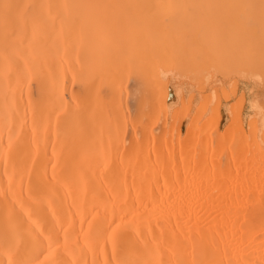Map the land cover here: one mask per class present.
<instances>
[{
  "label": "bare ground",
  "instance_id": "bare-ground-1",
  "mask_svg": "<svg viewBox=\"0 0 264 264\" xmlns=\"http://www.w3.org/2000/svg\"><path fill=\"white\" fill-rule=\"evenodd\" d=\"M260 6L264 0H0V264H264V185L245 193L249 204L237 214L240 199H228L239 207L230 208L212 198L222 188L209 181L205 158L231 140L238 150L257 146L240 132L244 93L229 107L238 121L229 139L217 135L218 99L198 134L196 110L204 114L216 99L202 93L192 115L191 97L172 82L198 80L203 89L211 68L247 75L260 55L249 47L264 44ZM233 37L236 50L213 49ZM202 122L220 140L207 134L208 146L220 144L213 157ZM193 146L205 170L194 166L197 155L190 159L199 171L189 168L214 190L179 185L178 170L188 174L179 159Z\"/></svg>",
  "mask_w": 264,
  "mask_h": 264
},
{
  "label": "rangeland",
  "instance_id": "rangeland-1",
  "mask_svg": "<svg viewBox=\"0 0 264 264\" xmlns=\"http://www.w3.org/2000/svg\"><path fill=\"white\" fill-rule=\"evenodd\" d=\"M259 8V7H258ZM260 8H261V6H260ZM263 8V10H264V7H262ZM262 8L260 9V11H262ZM250 10H252V9H250ZM250 10H249V13H247L246 14V16H248L249 14H251L250 13ZM254 10H255V12L254 13H256V11L258 12V13H261L259 10H257L256 8H254ZM252 12H253V10H252ZM262 12H264V11H262ZM254 13H253V16H254ZM250 16V15H249ZM252 16V17H253ZM256 16V15H255ZM260 14H259V18H260ZM262 16H264V15H262ZM249 18H251V17H249ZM248 18V21H247V23L248 24H250L249 22L251 21V19H249ZM254 18V22L256 21V22H258V25L260 24L261 25V21L259 22V21H257V20H255L256 18L255 17H253ZM264 18V17H263ZM261 19H262V17H261ZM244 20H245V18H244ZM263 20V19H262ZM252 22H253V20H252ZM264 23V22H263ZM259 25V26H260ZM258 27V26H257ZM262 27V26H261ZM260 27V28H261ZM259 28V29H260ZM257 30H258V28H257ZM262 31H263V29H261ZM261 31V32H262ZM254 32H256V31H254ZM253 33V32H252ZM263 33V32H262ZM255 34V36H253ZM259 34H261L260 32H259V30L257 31V37H256V33H253V37L252 36H250V37H248L249 39L248 40H250V38H251V40L253 39V40H255L254 38L256 37V38H258V39H260V36H262V35H260L259 36ZM259 36V37H258ZM264 36V35H263ZM234 38V37H233ZM264 38V37H263ZM233 40V41H232ZM232 40H230V41H228L229 42V44H228V42H225L224 43V46H222V45H213V49H216V48H222V49H228V50H236L237 49V44H236V41H235V38L234 39H232ZM222 41V39H220V43H222L221 42ZM235 41V42H234ZM257 41V40H256ZM259 41V40H258ZM257 41V42H258ZM264 41V40H263ZM233 43V44H231V43ZM251 43H250V46H252L251 44H252V42H255V41H250ZM228 44V48H227V44ZM248 43V42H247ZM256 43V42H255ZM255 43H253V44H255ZM258 43H262L263 44V42H262V39H261V42L259 41ZM214 44H215V42H214ZM217 44H218V42H217ZM230 44H231V46H230ZM249 44V43H248ZM262 44H258L257 45V43L255 44L256 45V47H259V49L258 48H256L255 47V50L256 49H258V50H260L261 51V49L262 48H264V47H262L263 45ZM254 45V46H255ZM260 45V46H259ZM190 47H192V46H190ZM234 47V48H233ZM245 47V46H244ZM243 47V48H244ZM248 47V46H247ZM253 47V46H252ZM252 47H249V48H251L252 50V52H257V53H260V55H257V53H255L256 55H257V58L259 59V60H256L257 58L255 57V60L256 61H254L255 63H253V61L252 60H250V61H252V62H249L248 63V72L249 73H251L252 72V75L251 74H249V73H246L247 75H245V76H243V75H240V72L237 70V68H239V67H236V69H234L235 67H232L231 69H229V68H227L226 70H223V71H219V70H217V69H213V68H211V69H208V70H206V71H204L205 73H206V75H205V73H203L202 75H203V77H202V80L204 79V81H202V83L201 84H203V89L201 88L202 86H200V88H199V86H197L198 85V82H200V81H196L195 83L194 82H192V81H189V80H183V81H181V82H178V81H172V82H174L175 84H176V87H177V89L179 88L180 90H181V94H183V97H184V99L186 100L187 98H190L191 97V99H192V103H191V105H190V109H192L191 110V113H192V115H193V111L196 109V106H199V107H201L200 105H199V103H200V101H201V94L203 93H209L210 94V97H212V99L214 100V99H218V102H219V108H220V116H221V125L219 126V130H218V132L217 133H219V134H217L218 135V137H219V135H220V133H223L224 134V137H227V138H229V139H231L232 138V136L234 135V131L235 130H233V129H235L236 128V123L238 122V121H236V122H231V118H233V117H231V116H233L232 114H230L229 112L231 111H229V107H231L230 105H232V104H234V103H236V102H239V106H240V101H241V99H239L240 98V96H241V93H244V100L241 102V106L240 107H236V109H238L239 108V113H238V115L237 116H240V120H241V123H240V127L242 128V130L243 131H241L240 130V132H242V134L244 133V135H245V137L247 138V139H249V137H250V135H251V140H253V142H255L256 141V145L258 146H252V144L250 145V144H247V143H250V142H247V140H246V142L247 143H245V140L243 139H241V141L246 145H249L250 147H251V149L250 150H248V149H244V148H247V147H241L239 150H238V148L237 147H234V145L235 144H238V143H234V142H232V140L230 141V143H229V145L228 144H226V146L228 145L229 146V148H228V150H226L225 151V149H226V146L224 145V147H222L223 145H221V147L219 146L220 144L218 143V145L216 144V145H214L213 146V142H216L217 143V141L216 140H218V141H220L219 139H218V137H217V135L215 134V136H216V140L214 139L213 141H212V139H213V136H214V132H216V130L211 134L210 132H212L213 131V128H211V130L212 131H210L209 130V126H208V132L209 133H207V132H205L206 131V127H207V124L209 125V123H207V124H204V122H202L203 123V125H201V126H204L205 127V129H204V127H203V129H201L200 131H204L203 133H205L206 134V136L207 137H205L203 134V138H207V139H204V140H206V142H207V146L209 145L208 143V141L207 140H209V138L210 137H212V139H210L211 141V143H212V145H210V146H212L213 148H211L210 149V151H209V149H207V148H209L210 146H208V147H206L205 148V145L203 146V143L201 144L202 146H201V148L203 147V149L205 148L206 150H204V152L207 154V153H210L211 154V157H213L214 156V154H212L213 152H212V149H213V151L215 150L214 148L217 146V147H220V148H225L224 149V152H221V151H219L220 150V148H219V150H217V148H216V150H217V155L215 154V156L213 157V159L212 158H210V156H209V160H208V156H206V154H205V158H207V161H206V164L209 166L210 164H211V167H212V169H213V173H215V174H213L212 173V169H211V167H210V169H207L208 168V166H207V170L208 171H211V173L210 174H212V175H214L215 177L217 176V180H216V178H211V176H210V174L208 173V175L210 176V177H208V179L210 178V180L209 181H211V179H212V185L213 186H215V187H221L222 188V193H220V197H218L219 195H217V196H213L212 195V198L214 197L215 199H217L218 200V202H219V204L218 205H225V206H230V208H234V207H232V205H230L229 203L231 202L232 203V201H233V203H235V201H234V198L235 199H237L236 201H238L239 199L241 200V209H238L239 211H237L238 213L237 214H239V212H242V210L244 209L243 207L246 205V204H249L248 202L249 201H246V200H248V194L247 195H245V193H247L248 191H249V194L250 195H252L251 194V190H254V189H260L261 187H262V185H264V158H263V162L261 161V159H259V156L258 155H256L257 153H259V151H260V153L263 151V153H264V141L262 142V139L261 138H264V135L263 136H261L262 134H264V130H262L261 128L263 127V129H264V126H262L263 125V123H264V117H262V113H264V112H262V110H263V108H259L260 106H261V104H263L264 103V70H263V68H264V52H263V50L261 51V52H263V56H262V58H259V56H261L262 54H261V52L260 51H254V47L252 48ZM261 48V49H260ZM217 50V49H216ZM241 52V51H240ZM252 54V53H251ZM255 55V56H256ZM252 57H253V54L251 55ZM249 59H251L250 57H249ZM261 59H263V60H261ZM253 60H254V58H253ZM261 60V61H260ZM258 62H259V64H261V66L259 65L258 66ZM250 63L253 65V67L255 66V69L252 67L251 68V65H250ZM256 63H257V66L259 67V68H261V69H258V67L256 66ZM252 69L251 71H250V68ZM256 67H257V69H256ZM233 69H234V71H233ZM240 69V68H239ZM254 69V70H253ZM236 70V71H235ZM260 71V75H258L259 73H257L256 71ZM229 71V72H228ZM218 72V73H217ZM231 72V73H230ZM233 72V73H232ZM239 72V74H237ZM256 73V74H255ZM219 74H221V75H219ZM254 75H256V76H259V78H257L256 76H254ZM209 77V78H208ZM254 77V78H253ZM260 77L262 78V79H260ZM234 78V79H233ZM235 80L234 82H232V87H229L228 86V83H230L232 80ZM205 80H208V81H205ZM231 80V81H230ZM230 81V82H229ZM217 82H220V84H218ZM236 82V83H235ZM235 83V84H234ZM200 84V83H199ZM230 86H231V83L229 84ZM228 86V87H227ZM236 86V87H235ZM220 87H223L222 88V90L220 89ZM232 88H234V89H232ZM202 89V90H201ZM231 89L232 90H235L234 91V93L232 94V92H231ZM224 90V92L223 93H225V95L224 94H222L221 93V91H223ZM230 91V92H229ZM227 92V93H226ZM232 94V95H231ZM227 95V96H226ZM217 99L216 100H214V102L211 100L210 101V103H209V105H208V107H207V111L204 113V114H200L199 113V110L197 109L196 110V112H197V114H199V116H198V118L196 119V128L195 129H197L196 131H197V133L199 132V129H198V126H200L199 125V123L201 124V121L202 120H204V118L205 119H208V118H211L210 116L209 117H207L208 115H210V105H211V102H212V104L213 103H215V101H217ZM239 100V101H238ZM183 103V105L182 104H178L177 106H178V108L180 109V107L182 106H184V107H186L187 106V102H182ZM217 103V102H216ZM213 105H215V104H213ZM264 105V104H263ZM213 108H214V106H212ZM233 107H235V106H233ZM263 107V106H262ZM198 108V107H197ZM200 109V108H199ZM235 109V108H234ZM257 110L259 111L258 113H257ZM235 111V110H234ZM196 112H195V116H197L196 115ZM231 112H233V111H231ZM237 112V111H236ZM233 113H235V112H233ZM229 114H230V117H229ZM257 114V115H256ZM259 114V115H258ZM256 115V116H255ZM211 116H213V115H211ZM250 116V117H249ZM254 116V117H253ZM212 118H214V117H212ZM248 118L250 119L251 118V120L253 119L254 120V126L253 127H255V128H253V129H255V132L253 133L254 135H252L251 133L253 132V129H252V127H249V125L251 126V124H249L250 122H249V120H248ZM190 119H191V117H189L188 115H187V118H185V120H183L184 122L182 123V127H183V132H184V126L186 125V123H188V121H190ZM238 119H239V117H238ZM237 119V120H238ZM208 120H211V119H208ZM252 120V121H253ZM212 121H213V119H212ZM233 121V120H232ZM205 122H207V120L205 121ZM210 122V121H209ZM249 122V123H248ZM243 123V124H242ZM212 124V123H211ZM232 124H234V125H232ZM249 124V125H248ZM206 125V126H205ZM242 125V126H241ZM261 125V126H260ZM235 126V127H234ZM212 127H214L213 125H212ZM234 127V128H233ZM248 127L250 128V130L252 129V132L248 129ZM156 130H154V131H156L157 132V128H155ZM238 129H240L239 128V126L237 127V130ZM159 130V129H158ZM247 130L250 132V134L249 133H247ZM263 131V132H260V131ZM258 132H260V134L258 133ZM237 133V132H236ZM198 134H201V133H198ZM198 134H196V138H194L195 140L197 139V138H199L197 135ZM207 134H209V136L207 135ZM222 134V135H223ZM249 134V135H248ZM202 135L200 136V139H201V137H202ZM212 135V136H211ZM236 135V134H235ZM258 135H260V136H258ZM214 136V137H215ZM236 137H238V135H236ZM236 137H235V139L234 140H236ZM241 137V136H240ZM244 137V138H245ZM253 137H254V139H253ZM203 138H202V140H203ZM264 140V139H263ZM197 141H199V139H197ZM200 142V141H199ZM199 142H197V144H199ZM232 142V143H231ZM242 142H239V144L241 143L242 144ZM253 142H251V143H253ZM196 143V141H194V143L193 144H195ZM210 143V144H211ZM221 143V142H220ZM192 144V145H193ZM197 144H196V149L197 148H199L198 146L200 145H198L197 146ZM205 144V143H204ZM215 144V143H214ZM224 144V143H223ZM231 144L233 145V148H230L231 147ZM186 145V144H185ZM185 145H183V147L185 146ZM254 145H255V143H254ZM172 146H174L175 148L177 147L176 145H175V143H174V145H172ZM179 146V145H178ZM191 146V145H190ZM188 147V146H187ZM192 147V146H191ZM190 147V148H191ZM259 148L258 149V152L255 154L254 152L256 151V150H254L253 148ZM171 148H173V147H171ZM179 150L180 149H184V148H179V147H177ZM177 148H176V151H177ZM190 148H189V150H190ZM234 148L235 149H237V150H235V154H234ZM243 148V149H242ZM170 149V148H169ZM188 149V148H187ZM262 149V150H261ZM172 150H174L173 152L174 153H176L175 155H174V153L171 151V149L169 150V151H171L170 153L171 154H169V155H171V157H172V154L177 158V159H179V157L177 156V152H175V149H172ZM193 150H194V152H192V155L190 154V155H188L189 156V158L188 157H185V158H183V152L180 150V152L182 153V154H180V153H178V155L179 156H181L182 155V158L183 159H181V157H180V159H179V161H181V160H183L182 161V165H183V168L184 169H186V172H188V174L186 173V174H184L183 172H185L183 169L181 170V169H175L176 171L178 170L179 172L177 173L178 175H179V185L180 186H187V187H190V186H192V187H196V186H198V187H201L200 186V183L198 184V181L199 180H197V177H195V175L197 174V173H195V171L197 170V169H199V168H201L202 169V166L204 165L202 162H204L205 161V159L202 157V160H200L201 159V157L198 155V154H196L195 153V151H197V150H195V146H193ZM215 150V151H216ZM254 152H253V151ZM184 151H185V149H184ZM200 151V150H199ZM198 151V152H199ZM214 151V152H215ZM223 151V150H222ZM228 151H231L232 153H233V157H231V154L232 153H230V157H227V156H229V153H228ZM252 151V152H251ZM188 152V151H187ZM221 152V153H220ZM250 152V153H249ZM185 153V152H184ZM194 153V154H193ZM220 153V154H219ZM227 153V154H226ZM262 153V154H263ZM187 154V153H186ZM199 154L201 155V152H199ZM209 154V155H210ZM251 154V155H250ZM185 155V154H184ZM194 155H197L196 156V158L198 159V160H196V158H193V157H195ZM213 155V156H212ZM258 156V157H253V156ZM260 155V154H259ZM190 156L192 157L191 159H192V162H193V159L194 160H196V164L197 165H195L194 164V166L196 167L197 166V169L195 168V167H193V166H191V164H193L192 162H191V159H190ZM199 156V157H198ZM175 157H174V159H175ZM173 158V157H172ZM190 159V161L188 160V159ZM173 160V159H172ZM200 160V162H198ZM177 162V165H172L173 167H175L176 166V168L177 167H181L182 168V166H179L180 165V163H179V161L178 160H173V164H176V162ZM210 161V162H209ZM211 161H213V164H212V162ZM175 162V163H174ZM191 162V163H190ZM207 162H209V164L207 163ZM200 163H202V165L200 164V166H198ZM215 163V164H214ZM217 163V164H216ZM219 164H220V166L223 168V171L221 170V167L219 166ZM216 165V167L217 166H219V173L220 172H223V174H220V176L218 177V175H219V173L218 174H216L217 173V171L216 172H214L216 169H215V166ZM171 166V165H170ZM189 166H191V167H193V168H195L196 170H194L193 168H192V170H194L193 171V175H191L192 174V170L189 168ZM205 166H203V170H205V168H204ZM218 169V168H217ZM203 170H201V171H203ZM197 171H199V170H197ZM207 171V172H208ZM180 172H182V174L180 173ZM189 172H191V174L189 173ZM195 173V174H194ZM198 173H202V172H198ZM204 173V172H203ZM181 174V175H180ZM190 174V175H189ZM185 175H187V176H189L188 178L189 179H192V180H190L191 182H190V184L188 185L187 184V181H186V179H187V177H186V179H185V177H184V179H185V181L183 180V181H181V178H183V176H185ZM198 175V174H197ZM201 175V174H200ZM205 175H206V172H205ZM207 175V176H208ZM182 176V177H181ZM191 176H194V179L196 178V180H195V182L193 181L194 179H193V177H191ZM203 176H204V174H203ZM199 177V176H198ZM213 177V176H212ZM200 178V177H199ZM204 178V177H203ZM189 179H187L188 180V182H189ZM207 179V178H206ZM213 179H215L214 181H213ZM201 180V179H200ZM205 180V178L204 179H202V181H204ZM220 180V181H219ZM197 181V182H196ZM202 181H200V182H202ZM209 181L207 180V184L209 183ZM217 181H219L220 183H216L215 185H214V182H217ZM205 182V181H204ZM192 183H196V185L195 184H192ZM202 184L205 186V184L202 182ZM195 185V186H194ZM210 186V183H209V185L208 186H205V188L202 186V190H204V191H207V189H206V187L208 188ZM213 186H212V189H211V186L208 188V190L209 189H211V190H214L213 189ZM197 187V188H198ZM200 189V188H199ZM216 189V188H215ZM201 190V189H200ZM201 190V191H202ZM217 190H219V189H217ZM216 190V191H217ZM220 192H221V190H219ZM211 193H212V191H211ZM213 193H215V192H213ZM212 193V194H213ZM201 196L203 195L202 193H199ZM217 194H219V192H217ZM207 195V194H206ZM249 195V196H250ZM204 196V195H203ZM205 197V196H204ZM204 197H203V199H204ZM208 197H210L211 198V196H209V193H208ZM208 197L206 196V198L208 199ZM236 197H239V198H236ZM252 197V196H251ZM212 198L210 199V200H212ZM223 198H224V201H223ZM206 199V200H207ZM221 199V200H220ZM225 199L227 200L226 202H225ZM228 199H233L232 201H230V202H228ZM252 198H250L249 200H251ZM217 200H216V203H218L217 202ZM205 201V200H204ZM205 202H208L209 203V199L207 200V201H205ZM247 202V203H246ZM214 203H215V201H214ZM232 203V204H233ZM238 203H240L239 201H238ZM238 203H235V204H237L238 205ZM237 205H234L233 204V206H235V208H239V207H236ZM239 206H240V204H239ZM233 210V209H232ZM232 213H233V211H232ZM241 214V213H240Z\"/></svg>",
  "mask_w": 264,
  "mask_h": 264
}]
</instances>
